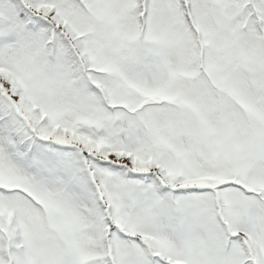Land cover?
<instances>
[{
	"label": "snow or ice",
	"instance_id": "snow-or-ice-1",
	"mask_svg": "<svg viewBox=\"0 0 264 264\" xmlns=\"http://www.w3.org/2000/svg\"><path fill=\"white\" fill-rule=\"evenodd\" d=\"M0 264H264V0H0Z\"/></svg>",
	"mask_w": 264,
	"mask_h": 264
}]
</instances>
